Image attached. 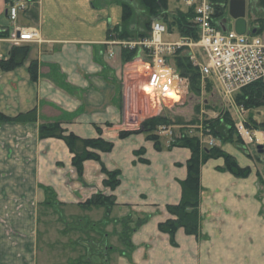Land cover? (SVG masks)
<instances>
[{
	"label": "crops",
	"instance_id": "0c3cea01",
	"mask_svg": "<svg viewBox=\"0 0 264 264\" xmlns=\"http://www.w3.org/2000/svg\"><path fill=\"white\" fill-rule=\"evenodd\" d=\"M94 1L36 0L38 20H32L27 0H0L3 61L16 47L29 49L21 67L0 69V114L7 118L37 114L35 123L0 124V264H42L41 217L51 206L60 214L57 222L75 219L65 214L69 209L80 211L81 222L93 223L95 212L101 214L105 226L98 229L107 242L106 264H264V185L259 181L263 168L232 144L217 141L240 167L250 168L251 175L237 179L218 171L224 167L222 159L209 161L201 169L199 236L179 230L173 247L170 238L159 232V225L171 218L166 207L181 200L180 183L187 178L191 152L169 149L165 142L157 151L142 135L118 138L127 126L141 122L139 89L133 84V78L138 82L141 76L133 66L137 58L125 63L123 49L106 45L120 41L108 39V31L121 24V1L101 0L97 7ZM189 1L181 0V9L170 0L169 14L187 13L192 8ZM244 1L249 32L256 33L257 5L254 0ZM16 2H25L27 9L12 21L8 10ZM116 9L121 11L118 19L107 17ZM227 15L228 9L217 23L222 30H234L233 23L223 24ZM26 30L38 31L43 43H14ZM170 34L171 39L178 35ZM32 64L38 66L36 82L30 74ZM254 120L264 123L259 114ZM52 123L85 140L99 138L97 129H102V138L113 143L114 149L102 154L101 162L109 172H121L120 186L114 191L106 188L102 167L94 161L84 164L80 178L63 141L40 139L41 126ZM97 194L115 198L109 219L104 209H80ZM48 201L53 204L47 205ZM128 218L133 232L123 244ZM140 219L147 222L134 231Z\"/></svg>",
	"mask_w": 264,
	"mask_h": 264
},
{
	"label": "trees",
	"instance_id": "16d2710c",
	"mask_svg": "<svg viewBox=\"0 0 264 264\" xmlns=\"http://www.w3.org/2000/svg\"><path fill=\"white\" fill-rule=\"evenodd\" d=\"M122 8V20L121 24L112 30L108 31V39L116 38L120 41H130L148 38L151 32V25L154 20H160L164 22L170 33H178L182 38H189L194 41L199 39V32L194 26L193 19L195 17L194 7L190 8L187 13L177 11L175 14H169V2L170 0H139V10L142 16L145 18L143 23V29L138 30L134 27L135 17H137V11L132 4V0H120ZM257 8L264 11V0H254ZM28 4H33L34 7L29 11L28 15L32 20H38V12L36 11V0H27ZM209 2L215 7L214 20L216 22L221 21L227 14V9L230 0H209ZM138 10V12H139ZM258 28L253 36L261 37L264 34V14L255 15ZM5 35V34H3ZM3 35H1L3 37ZM29 53L28 47H16L12 50L8 61L0 63V69L3 71H11L18 67H21ZM139 56L138 51L124 50L123 59L125 63H129L135 60ZM173 65L178 73L189 80L191 87L200 92L199 82L201 75L197 68H195L190 61L188 54L184 51L179 52L173 59ZM30 74L33 81L38 80V66L32 64L30 68ZM236 103L238 107L242 108L246 112L251 113L247 123V128L251 131H263L264 123H257L252 116L253 112H256L264 108V83L259 82L252 86H249L239 92L236 96ZM37 121L36 111L28 114L20 115L16 118H7L0 114V124L4 123H17L27 124L35 123ZM207 125L204 128V135H212L220 144H233L234 140L243 144L235 128V120L229 113L221 114L219 118L206 122ZM169 124V121L164 116L154 117L146 121L142 125V130L139 132H122L120 133V139L124 140L134 134H146L147 140L154 143V147L157 151H161V139L156 136V130L163 125ZM101 136V130L97 129ZM210 132V133H208ZM234 136L236 138H234ZM40 139H57L63 141L70 153L72 154V165L76 170L80 178L83 177L84 163L87 161H95L101 163V154H107L113 151L114 144L99 137L97 139H81L75 134L67 133L61 128L59 123L46 124L40 128ZM205 138H192L187 136H181L176 138L169 146L172 148L188 149L191 152V158L187 162L188 175L185 181L181 182V200L179 204L174 206H167L166 211L170 215V219L159 225L158 229L161 234L167 235L170 238V243L173 247H176L175 242L176 234L179 230H183L188 236H199L200 231V195H201V169L211 160L222 159L224 161V167L219 168L218 171L223 173H229L237 179H246L251 175L250 168L240 167L237 160L230 154L226 153L220 146L214 148L203 147L202 141ZM143 151L137 152L139 156ZM258 156V155H257ZM260 157V156H259ZM102 173L106 176L104 186L112 191L116 190L120 186V171L109 172L102 165ZM261 185H264V173L259 176ZM53 202L48 201L47 205H51ZM115 206L114 197H106L102 194H97L89 199L86 203L80 206L83 210L92 209H104L105 219H109L112 210ZM130 218L124 221L125 229L122 234L121 242L127 244L129 242L128 236L133 232L130 226ZM147 219H140L137 221V225L134 231L144 225ZM101 244L105 247L104 237H100ZM91 242L86 243V259L89 257V245ZM107 243V242H106ZM105 244V245H104ZM95 257L104 261L106 264V258H102V253L97 254ZM92 258V257H91ZM91 263V262H90ZM92 264V263H91Z\"/></svg>",
	"mask_w": 264,
	"mask_h": 264
},
{
	"label": "built area",
	"instance_id": "2783aa9c",
	"mask_svg": "<svg viewBox=\"0 0 264 264\" xmlns=\"http://www.w3.org/2000/svg\"><path fill=\"white\" fill-rule=\"evenodd\" d=\"M189 6L195 9L193 23L199 32V39L196 41L182 37L176 41L167 40L165 37H172L167 25L160 20H154L148 38L106 43L113 48L139 52L135 61L138 64L136 71L144 72L147 76L146 88L150 92L145 91L146 97L160 107L166 104L168 95L172 92L181 94L180 101L185 98L189 80L178 73L172 61L181 51L188 54L201 78L217 83L221 94L226 98H231L256 83H264V39L251 35L240 36L235 31L223 32L220 25L215 23V7L209 0H191ZM26 8L25 2L14 3L9 7V18L15 21L18 12ZM13 42L43 43L36 30L20 31L19 38ZM109 56H114L113 50L109 51ZM3 60L0 53V63ZM233 109L235 128L243 143L248 147H264V132L249 130L244 118L245 110L240 107ZM160 130L168 136L170 142L176 139L172 128L162 127ZM202 135L208 136L205 138V147H216V140L212 135L205 136L203 132Z\"/></svg>",
	"mask_w": 264,
	"mask_h": 264
},
{
	"label": "rangeland",
	"instance_id": "374dc122",
	"mask_svg": "<svg viewBox=\"0 0 264 264\" xmlns=\"http://www.w3.org/2000/svg\"><path fill=\"white\" fill-rule=\"evenodd\" d=\"M105 1V0H104ZM95 7L101 4L103 1L95 0ZM105 3V2H104ZM173 7L181 8L182 9V2L181 0H173ZM132 4L135 6L137 11V17H135L134 26L138 30H142L144 17L140 13L139 10V0H132ZM33 8L34 5L31 4ZM139 10V12H138ZM111 12V11H110ZM116 12V13H115ZM177 12V11H176ZM121 11L116 9V11H112L110 14L107 15L111 19H118L120 16ZM264 14V11L257 8V15ZM97 14H95V18ZM104 17V14H102ZM165 39L169 41H176L179 39L178 35L175 34L174 37L171 39L165 37ZM136 59V58H135ZM135 68L138 67V64L133 63ZM133 68V67H132ZM137 73H139L137 71ZM141 78L137 82L134 78L133 81L135 84L134 86H138V95H137V104L139 113V119L137 120V125H129L125 128V131L122 132H139L142 130V125L151 118L154 117H161L164 116L168 119L169 124L160 126L155 134L160 138L165 144L170 146L172 142L168 136H166L163 132H161L160 128H172L174 131L175 138H180L181 136H187L192 138H208L202 135V131L207 125V121L215 120L219 118V116L224 113H229L231 117L234 119V109L238 107L236 103V96L235 94L231 98H226L220 92L219 86L213 80L210 79H200L199 88L200 92L197 93L192 87L189 82V89L188 93L185 98L180 101L179 103H171L168 102L162 107L150 98L146 97L145 88L147 84V76L143 73H139ZM140 85V86H139ZM260 115L261 121L264 122V108L257 111V113L253 112L252 116ZM251 113L246 112L244 113V118L248 120ZM55 124V123H52ZM57 124V123H56ZM62 128V127H61ZM100 129V128H99ZM108 129V128H105ZM101 130V136H103V130ZM120 132V133H122ZM119 133V135H120ZM99 134V133H98ZM118 135V138L120 139ZM142 135L145 138H148L146 134H134L128 138L133 136ZM238 135V133H237ZM234 138H236L234 136ZM103 139V138H102ZM45 140V139H43ZM105 140V139H104ZM175 140V139H173ZM106 141V140H105ZM109 142V141H108ZM206 139H203L202 145L203 147L206 146ZM233 146L239 148L240 150L244 151L248 157L251 158V161L262 169V174L264 173V155L257 156V151L255 147H247L244 144L234 140ZM111 153V152H110ZM109 154V153H107ZM102 155V154H101ZM100 155V157H101ZM88 162V161H87ZM95 162V161H94ZM86 163V162H85ZM84 163V164H85ZM98 163V162H96ZM102 167V162L98 163ZM102 171V168H101ZM84 174V173H83ZM104 175V174H103ZM106 177V176H105ZM81 209V208H80ZM83 210V209H82ZM86 211V210H83ZM78 212V213H77ZM69 216H75L73 220L69 217V221H59L57 219L60 217L57 215V207L51 206V208L45 209V215L41 217L43 230L39 232V263L42 264H104L103 260L98 259L95 257L97 254L102 253V258H105L106 247L101 244H97L100 242L99 229L105 226V221L103 222L101 214L96 213L93 216L94 222H87L83 220L80 221L79 215L82 216L80 211H73L71 209L67 210L65 213ZM73 214V215H72ZM76 214V215H74ZM44 217V219H43ZM59 220V219H58ZM65 220V219H64ZM46 221V222H44ZM93 224H96L94 226ZM98 226V227H97ZM99 228V229H98ZM90 235V237H89ZM87 241L91 242L87 247L90 249L88 254L89 257L86 259V243ZM105 244L106 241H105ZM104 244V245H105ZM105 249V250H104ZM92 257V258H91ZM91 262V263H90Z\"/></svg>",
	"mask_w": 264,
	"mask_h": 264
},
{
	"label": "water",
	"instance_id": "95a60500",
	"mask_svg": "<svg viewBox=\"0 0 264 264\" xmlns=\"http://www.w3.org/2000/svg\"><path fill=\"white\" fill-rule=\"evenodd\" d=\"M246 1L244 0H230L228 5V15L226 19H224V26L227 27L230 25L229 22L233 23L235 32L244 36L249 33V25L246 19ZM225 31V28L223 29ZM255 34V31L252 32ZM257 154L262 156L264 154V148L262 146L257 147Z\"/></svg>",
	"mask_w": 264,
	"mask_h": 264
},
{
	"label": "bare ground",
	"instance_id": "6f19581e",
	"mask_svg": "<svg viewBox=\"0 0 264 264\" xmlns=\"http://www.w3.org/2000/svg\"><path fill=\"white\" fill-rule=\"evenodd\" d=\"M145 91L150 92V89L146 88ZM168 99L169 100H167L166 103H168V102H171V103H173V102H180V100H181V94H177V93H173L172 92V93H170L168 95Z\"/></svg>",
	"mask_w": 264,
	"mask_h": 264
}]
</instances>
